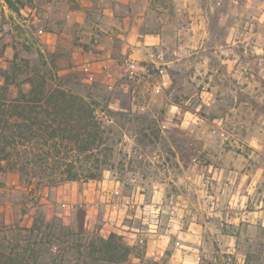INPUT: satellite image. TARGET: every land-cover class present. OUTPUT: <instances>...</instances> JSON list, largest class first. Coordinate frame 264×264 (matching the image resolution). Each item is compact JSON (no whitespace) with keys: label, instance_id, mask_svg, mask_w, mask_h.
<instances>
[{"label":"rangeland","instance_id":"1","mask_svg":"<svg viewBox=\"0 0 264 264\" xmlns=\"http://www.w3.org/2000/svg\"><path fill=\"white\" fill-rule=\"evenodd\" d=\"M9 1L1 66L62 75L112 151L95 180L0 171V264H264V0Z\"/></svg>","mask_w":264,"mask_h":264},{"label":"trees","instance_id":"2","mask_svg":"<svg viewBox=\"0 0 264 264\" xmlns=\"http://www.w3.org/2000/svg\"><path fill=\"white\" fill-rule=\"evenodd\" d=\"M24 71L18 63L0 64V171H40L53 186L99 179L112 148L96 102L67 89L62 75L50 87L57 75L51 69Z\"/></svg>","mask_w":264,"mask_h":264},{"label":"crops","instance_id":"3","mask_svg":"<svg viewBox=\"0 0 264 264\" xmlns=\"http://www.w3.org/2000/svg\"><path fill=\"white\" fill-rule=\"evenodd\" d=\"M83 1V0H82ZM118 0H85V3L88 5H99L104 10L105 13L109 15H113V6L118 4ZM123 2L125 0H122ZM132 2V1H131ZM188 247V245H186ZM191 248V247H190ZM183 264H197L196 257H194L193 253H188L182 258Z\"/></svg>","mask_w":264,"mask_h":264},{"label":"built area","instance_id":"4","mask_svg":"<svg viewBox=\"0 0 264 264\" xmlns=\"http://www.w3.org/2000/svg\"><path fill=\"white\" fill-rule=\"evenodd\" d=\"M129 66L134 70L136 67L138 66V63L136 62V60L134 58L130 59L128 62ZM124 208H129L132 207V202L130 199L126 200L123 204Z\"/></svg>","mask_w":264,"mask_h":264}]
</instances>
